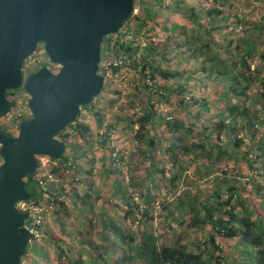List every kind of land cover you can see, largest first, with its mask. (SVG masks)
I'll use <instances>...</instances> for the list:
<instances>
[{
    "label": "rangeland",
    "instance_id": "1",
    "mask_svg": "<svg viewBox=\"0 0 264 264\" xmlns=\"http://www.w3.org/2000/svg\"><path fill=\"white\" fill-rule=\"evenodd\" d=\"M141 6L139 5L136 8L130 20L125 24L126 31L136 33L139 23L138 12ZM158 6L156 9L155 26H153L152 31L149 32L147 28H144L142 33L137 36V44H139L140 49L137 50L135 55L138 57L146 54L144 47L153 41L163 43L160 49H164L165 47L169 49L167 55L171 56L170 58L173 62L167 63L158 55H155L154 59L163 68L179 69L184 73V77L172 78L170 81L161 80L159 83L164 85L179 86L186 84L185 78L191 75V70L201 65L199 60L190 59L189 61H183L182 58L173 54L178 48L174 46L176 42L172 41V39L176 38L179 42H183L186 34L195 28L193 19H188V17L196 18L195 15L201 17L203 14H208L209 9H220V11H214L210 17L205 16L198 19L207 29L219 26V29L216 30L217 32L212 34V37L219 39V42L220 40H224L221 44L230 46L231 48L233 44L229 43L230 39H236L242 31V26L233 24L235 17L264 22V0H161ZM188 9H191V11L187 12ZM175 27H181V33ZM171 29L174 30L170 31ZM247 29L252 31L251 27ZM196 31L199 33L200 28H196ZM227 35L229 36L226 39ZM263 48L264 33L262 38H258L257 40L258 53ZM181 50L183 48H179V51ZM250 59L252 60L251 69L259 65V69H261L260 77L263 79L264 63L259 61L260 59L257 57V54ZM256 61L259 64H256ZM46 62L49 63L48 66H51L50 68L53 71L57 68V66H54L50 62L48 54L41 45L32 57L28 58L24 63L23 70L25 76L28 75V71H33L36 66ZM207 74L208 72L206 71H199L198 77L188 85V92L183 93L185 95L184 103L181 101L183 99L182 95L177 94V92L174 93L176 96L170 97L169 100L154 98V100L156 99L158 113L166 119H168L167 116H172V119L178 118L184 123V129L175 132L173 134L174 137H171L170 134L172 132L170 131H173L172 127H167L158 118V121L162 125L156 124L153 126L152 132L158 131L161 136L158 137L155 145L151 147H148L147 142H139L136 137L138 126H133V124L129 126L128 124L131 121H126L125 117H134L142 112L148 106L146 101L148 92L157 89L159 83L153 84L149 78L142 77L139 72H136L132 68L124 69L119 77L113 80L112 78L110 81L106 79V90L97 96L92 103L88 104L87 108H83L81 116L78 117L80 123L89 126L90 140L87 141L85 137L71 134L65 143L70 152V158L85 154L88 158L81 157L76 162L75 168L74 164H71V168L63 171L62 178L51 173V169L54 166L57 165L59 167L60 163L58 161H54L44 155L38 158L37 181H40L45 191H58L61 189L63 183L66 184L68 194L67 196L61 195L60 199L65 201L67 215L64 216L65 212L63 209L57 212L58 205L56 203L48 204L44 203L45 201H41L39 211L36 212L39 228L35 229L36 237L31 241V249L28 252L29 256L25 257L22 264H37L40 259L37 251L40 250V247L48 251L47 257L49 256L52 260H58L56 257L59 255V244H63L61 246L65 250L75 255V252L81 248V244L76 241L74 233L87 230L91 227V223H94V229H90L93 231V234L86 235V237L93 243L98 244L99 238L101 241H104L103 237H108V242L116 238V233L110 227L108 229L103 228V225H107L108 221L114 218L116 207L121 209L126 207V203L122 199L123 196L119 193L117 194L118 190L116 186L118 184H123L125 191H128V193L132 191L134 193L132 200L135 202L139 201L143 206L144 198H141L139 194L151 193L153 197V209L150 212H154L155 215L157 214L156 212L160 211V203L167 204L172 202L170 208L175 210V207L182 199H187V195L197 193L199 188L204 187L205 183L211 178L210 174L218 170L219 167L223 169L228 168L227 180L234 181V178L240 179L235 183L245 187L246 192L250 195H255L254 186L257 184L262 186L264 183L263 178L260 176V173L264 172V152L257 148V144L261 143L258 141L264 138V117L263 123L257 125L258 130L255 136L251 135L252 131L239 128V133L245 141L239 148V153L244 154L248 150V147L249 149L252 148L250 153H248L249 160L248 158L240 157L241 159L236 163L235 161L228 160L227 157H222L220 163L210 162L209 167L206 168L200 158L192 160L188 154H185V156H181L183 162L181 164L177 162V164L181 165V169H178L171 160V156L165 152L166 141L164 138L168 136L172 138L173 142L177 140V137L182 136L184 137L183 140L190 144L192 141L197 142L202 138L203 143H209L208 145L214 144L212 140L219 137L216 125L226 115L228 103H235L236 98H232L231 100L225 97L215 98L216 94L213 95L214 91L221 93L225 88L220 79H216L214 76L212 78ZM192 88L195 90H192ZM228 89L229 87L223 91V94L228 93ZM257 91L258 88H255L253 93ZM17 92L19 93V99L14 101L13 110L4 120L14 118L15 114L22 115L23 119L26 116H31L30 109L28 105L26 106L27 98H29L28 93L24 88L17 89ZM133 96H136V98L133 99ZM128 103H131L132 106L130 107ZM238 105L250 106V108L255 106L250 100H247L245 104L241 101ZM171 112L173 114H170ZM14 120L13 123L10 124L9 122L7 124V128H13L15 124H19L22 121L20 117ZM4 128L0 126V130H4ZM106 130L110 131V137L109 140L105 141V144H102L101 139L104 138L102 135ZM167 133H169L168 136H166ZM206 136L209 139H204ZM225 140L226 135H221L220 142L223 143ZM69 143L76 144L78 148L70 149ZM119 153L124 154V161L117 160ZM114 160L116 161L115 163L113 162ZM104 165L110 169V176L105 174L103 170ZM151 168L155 169V171L150 170ZM89 170H92V172L89 173ZM111 170L113 171L111 172ZM118 170H120L121 177H118L115 173ZM239 170L243 175L238 174ZM175 173L180 174L181 177L178 178L176 185H173L169 181V178ZM239 175L241 178L238 177ZM87 179L93 181L95 184L93 189L95 191H92L93 198L97 194L102 195L101 200L96 201L93 209L94 213L92 214L89 211L80 210L74 204L76 195L83 196L87 190H91ZM132 181L136 187H128ZM34 186H36V183L29 184V188H34ZM48 194L49 192L46 193L45 197H48ZM197 196L204 200V195L201 192L197 193ZM248 204L253 209V200H248ZM256 205L258 206L257 211L264 212V197L258 199ZM175 212L174 219L166 218V223L171 222L175 228H178L177 219H180L182 215L178 209ZM102 213H105L104 217H102ZM90 217H94V219L91 220ZM164 220L162 219V222H159V219L156 217L153 221L154 227L157 228L156 231L159 233L158 235L165 232ZM118 225L125 231L133 234L137 230L136 224H131L130 221L124 220L122 217L118 221ZM175 235L176 233L168 231L163 236V239H161L163 241L168 239L167 242L173 241L170 239H174ZM188 235L190 237L194 236L193 233ZM52 237L57 240L54 242ZM233 241L230 246L224 245V249L228 254L234 255L237 252L233 248L235 240ZM197 242L195 240V243ZM70 249H73L74 252ZM43 264L46 263L43 262ZM97 264H100V261Z\"/></svg>",
    "mask_w": 264,
    "mask_h": 264
},
{
    "label": "trees",
    "instance_id": "2",
    "mask_svg": "<svg viewBox=\"0 0 264 264\" xmlns=\"http://www.w3.org/2000/svg\"><path fill=\"white\" fill-rule=\"evenodd\" d=\"M160 3L161 0H135L134 11L139 5L142 6L138 12L139 23L137 31L136 33L133 32L134 39L118 43L119 50L126 53L130 61L125 66L113 68L112 73L121 71L122 68H132L136 72H139L142 77L149 78L153 84H158L161 80L170 81L172 78L184 77V73L179 69L163 68L154 59V56L158 55L167 63L173 62L170 58L171 56L167 55L169 49L167 47L160 49L163 43L159 41L150 42L144 47L146 54L138 57L135 55L137 50L140 49L136 37L142 33L144 28H147L149 32L152 31L156 21V9ZM188 11L190 12L191 9H188ZM214 11H220V9H209L208 14H203L201 17L199 15H195L196 18L188 17V19H193L195 28L186 34L183 42H179L176 38L172 39V41L176 42L174 46L178 48L173 53L174 55L182 58L183 61L196 59L201 63V65L191 70L190 76L185 78L186 84L172 86L159 83L157 89L148 92L146 97L148 106L134 117H125L126 121H131L130 123L128 122L129 126L131 124L138 126L136 137L139 142H147L148 147H151L155 145L156 140L161 136L158 131L152 132V128L156 124L162 125L163 123L167 127H172L173 131H170L172 132L170 134L171 137H174L173 134L175 132L184 129V123L178 118L172 119V116H167L168 119H166L158 113L156 99L154 100L155 97L159 100H169L170 97L176 96L174 93L177 92V94L182 95L183 99L181 101L184 103L185 95L183 93L188 92V85L198 77V73L201 70L208 72L207 75L212 78L214 76L216 79H220L225 89L229 87L226 94H223L225 89L221 93L216 91L213 93V95L216 94L215 98L225 97L229 100L236 98L235 103H228L226 115L216 125L219 137L212 140L214 144L208 145L209 143H203L202 138L197 142L192 141L190 144L183 140L184 137L182 136L177 137V140L173 142L172 138L168 136L169 133L166 134L168 137L164 138L166 141L165 152L171 156V160L178 169H181L180 164L183 162L181 156H185V154H188L192 160L200 158L206 168L209 167L210 162L220 163L222 157H227L228 160L235 161L236 163L241 159L240 157H245V159L248 158L249 160L248 153H250L252 148L249 149L248 147V150L244 154L239 153V148L245 142L239 133V128L252 131L251 135L255 136L258 130L257 125L263 123L264 78L261 79L260 77L261 69H259V65L251 69L252 60L250 58L255 57L257 54V57L260 59L259 61L264 63V48L259 53L257 51V40L263 36L264 22L235 17L233 24L242 26V31L236 39H230L229 43L233 44L231 48L230 46L221 44L224 40H220L219 42V39L212 37V34L217 32L216 30L219 29V26L207 29L198 19L205 16L210 17ZM248 27H251L252 31L247 29ZM196 28H200L199 33L196 31ZM175 29H179L180 31L181 27H175ZM173 30L171 29L170 31ZM216 36L218 37V35ZM228 36H226V39ZM179 48H183V50L179 51ZM43 64L41 63L39 66H36L35 70L28 71L27 73L29 74L38 70ZM256 64H259V62L256 61ZM255 88H258V91L253 93ZM105 90L104 88L102 92ZM192 90L195 89L192 88ZM134 98L136 96H133ZM247 100L252 101L255 106L250 108V106L238 105L241 101L245 104ZM129 106L131 107L132 104L130 103ZM87 107L88 105L81 107L78 117L81 116L83 108ZM170 114H173V112ZM158 118L162 123L158 121ZM71 134L85 137L87 141L91 138L89 126L80 123L79 118H77L75 123L69 125L61 132L59 138L66 143L67 138ZM223 134L224 136L226 135V140L221 143V135ZM102 136L104 138L101 139V142L105 144V141L109 140L110 131L106 130ZM207 138L206 136L204 139ZM258 142L261 143L257 144V148L264 152V138H261ZM69 145L70 149L78 148L76 144L69 143ZM69 153L67 149V152L61 159L55 160L51 158L60 163L59 167L56 165L51 169L52 174L62 178L63 171L71 168V164H74L75 168L76 162L81 157L88 158L86 154L70 158ZM117 160L124 161V154L119 153ZM113 162L115 163L116 161L114 160ZM177 162L180 164H177ZM68 163L69 165H67ZM103 170L106 175L110 176V169L107 166L104 165ZM150 170L155 171L152 168ZM88 172L91 173L92 170ZM115 173L118 177H121L120 170ZM228 173V168L223 169L219 167L218 170L210 174V180L197 191V193L201 192L204 195V200L198 197L197 193H192L187 195L186 200L182 199L179 202L175 210L181 211L182 216L180 219H177L180 228H175L171 222L166 223V218L174 219V215L176 214L175 210L170 208L172 202L167 204L160 203V211L156 212L157 214L155 215L154 212H150L153 209V197L151 193L139 194L141 198H144L143 206L139 201L135 202L132 200L134 197L132 191L128 193V191H125L123 184H118L116 186L118 190L117 194L119 193L123 196L122 199H124L126 207L122 209L116 207V215L112 220L108 221L107 225H103V228L108 229V227H112L114 232L120 235L118 237H120L119 239L122 241L121 245L124 247L123 253L117 259L111 258L112 245L107 244L108 237H103L105 242L102 245H98L87 238L83 239L81 233L76 232V241L81 244L82 248L76 251L75 255L65 250L61 246L63 244H59L58 261L54 263L46 259L50 264H97L98 261H100V264H264V212L257 211L258 206L256 205V201L264 197V183L262 186L258 184L254 186L255 195L252 196L246 192L245 187L235 183L240 179L234 178V181L227 180ZM238 174L243 175L240 170ZM34 175L35 173L29 175L31 183H36L34 188H29L32 200H34L33 202L37 205H41V201H45L44 203L48 204L56 203L58 205L57 212L63 209L65 212L64 216L67 215L65 201L60 199L61 195L67 196L68 194L66 184L61 183V189L58 191H45L40 181L33 178ZM260 176L264 180V172L260 173ZM180 177V174L175 173L170 176L169 181L171 184L176 185ZM238 177L241 178L240 175ZM87 183L90 184L91 190H87L83 196L76 195L74 204L80 210L89 211L92 214L94 213L93 209L96 201L101 200L102 195L97 194L93 198L92 191H95L93 190L95 184L89 179H87ZM129 186L136 187L133 181ZM47 192H49V199L45 197ZM248 200H253L254 207H252L254 210L249 206ZM104 214L102 213V217H104ZM121 217L124 220L130 221L131 224L137 223V230L134 234L119 227L118 221ZM156 217L159 219V222L165 219V232L160 235H158L157 228L154 227L153 223ZM90 219L93 220L94 217H90ZM30 221H28L27 225H30ZM90 226L86 230L87 235H91L90 229H94V223H91ZM36 227H39V225ZM168 231L176 233L174 239H170L173 241L167 242L168 239L162 240ZM192 233L194 236L190 237L188 234ZM52 240L55 242L57 239L53 238ZM195 240L199 242L195 243ZM233 240H235V243L232 245L237 252L234 254L235 257L233 254H228L224 249V245L230 246L231 242H234ZM29 249H31V245H29L27 252H29ZM70 250L74 252L73 249ZM95 252H98L99 255ZM245 252H248L249 256L254 260L250 259L246 262H242V260L238 261ZM38 254L41 256L46 255L44 249H40ZM85 255L88 256L87 259L84 257ZM25 256L28 257L29 254L27 253ZM119 257H121L120 260L118 259Z\"/></svg>",
    "mask_w": 264,
    "mask_h": 264
},
{
    "label": "water",
    "instance_id": "3",
    "mask_svg": "<svg viewBox=\"0 0 264 264\" xmlns=\"http://www.w3.org/2000/svg\"><path fill=\"white\" fill-rule=\"evenodd\" d=\"M134 7L135 0H0V118L13 107L8 91L20 88L32 113L17 137L0 131V264H21L26 255L30 215L17 208L31 197L24 178L36 172L39 156L59 160L66 153L59 134L102 93L104 40ZM42 44L61 68L45 65L26 77L23 65Z\"/></svg>",
    "mask_w": 264,
    "mask_h": 264
},
{
    "label": "flooded vegetation",
    "instance_id": "4",
    "mask_svg": "<svg viewBox=\"0 0 264 264\" xmlns=\"http://www.w3.org/2000/svg\"><path fill=\"white\" fill-rule=\"evenodd\" d=\"M42 46H43V48H44V45L42 44ZM32 57V56H31ZM30 57V58H31ZM46 66H48L49 65V63L48 62H46V63H44ZM41 65V67L42 66H45V65ZM54 66H57V68L54 70L55 72H58L59 70H60V66L59 65H56V64H53ZM40 67V68H41ZM49 67H51V66H49ZM39 68V69H40ZM37 71V70H36ZM36 71H34V72H36ZM29 75V74H28ZM27 75V76H28ZM26 76V77H27ZM20 89H22V88H20ZM8 97L11 99V101H12V104L14 105V101H16V100H18L19 99V93L17 92V90H9L8 91ZM28 100H29V98H27V104H26V106L28 105ZM14 107V106H13ZM13 107H12V109H11V111L13 110ZM10 111V112H11ZM9 112V113H10ZM16 112V111H15ZM30 112V114H31V116L30 117H27L26 116V118H22L21 116L22 115H20V114H15L13 117L14 118H12V119H6V120H4V118L5 117H8L9 116V113L6 115V116H4V117H2V118H0V126H3V127H5L4 128V130H0L1 132H3V133H5L6 135H8V136H10V137H13V138H15V137H17L18 135H19V132H20V125H21V123L23 122V121H25V120H29V119H31L32 118V113H31V111H29ZM17 117L19 118H21V123H19V124H15V126L13 127V128H7V124H9V122H10V124L11 123H13L15 120L14 119H17ZM2 120V121H1ZM5 121H7V122H5ZM2 128V127H1ZM3 129V128H2ZM1 147H2V145L0 144V149H1ZM39 158V157H38ZM3 163V158L1 157L0 158V165ZM38 167H39V159H38ZM34 174V173H33ZM37 170H36V172H35V177L33 176V178L34 179H36L37 180ZM29 175H31V174H29ZM29 175H27L25 178H24V182H25V186H26V188H28V190L30 191V195H31V190L29 189V184L31 183V178L29 177ZM34 200H32V196L30 197V199L29 200H25V201H20V202H18L17 203V208H18V210L20 211V212H22V213H26V214H29L30 216H29V218L26 220V226L30 229V231L32 232L31 233V237H30V239H32L33 240V238L34 237H36L35 236V229H37L36 228V226H37V216H36V212H38V210H39V206H37V204H35L34 202H33ZM29 220H31L30 221V223L29 224H31V227H30V225H27V223H28V221ZM31 240V241H32ZM30 245H31V243H30Z\"/></svg>",
    "mask_w": 264,
    "mask_h": 264
},
{
    "label": "built area",
    "instance_id": "5",
    "mask_svg": "<svg viewBox=\"0 0 264 264\" xmlns=\"http://www.w3.org/2000/svg\"><path fill=\"white\" fill-rule=\"evenodd\" d=\"M134 34L126 31V27H122L120 31L107 37L103 43V54L100 63V73L105 75L106 78L119 77L121 74L120 70L116 73H112V69L117 67L120 68L129 63V59L126 53L119 50L118 43L134 39ZM137 39V38H136Z\"/></svg>",
    "mask_w": 264,
    "mask_h": 264
},
{
    "label": "clouds",
    "instance_id": "6",
    "mask_svg": "<svg viewBox=\"0 0 264 264\" xmlns=\"http://www.w3.org/2000/svg\"><path fill=\"white\" fill-rule=\"evenodd\" d=\"M127 23V22H126ZM125 23V24H126ZM125 24L123 25V27H125ZM110 36V35H109ZM137 38V37H136ZM106 39V38H105ZM105 41V40H104ZM102 54H103V46H102ZM123 70H124V68H122L121 69V73L123 72ZM105 76V75H104ZM106 79H108V78H106ZM114 79V77L112 78V80ZM110 81V80H109ZM105 89L107 88V86L105 85V87H104ZM66 152H67V147H66ZM39 168V167H38ZM38 170V169H37ZM49 195V194H48ZM48 199H49V196L47 197ZM37 206H40L39 204L37 205ZM188 207V206H187ZM39 211V210H38ZM38 225V224H37ZM136 225H137V223H136ZM25 226H26V223H25ZM27 227V226H26ZM30 227H31V224H30ZM28 228V227H27ZM37 229L39 228V227H36ZM29 229V228H28ZM111 229H112V227H111ZM30 230V229H29ZM113 230V229H112ZM114 231V230H113ZM31 232V231H30ZM77 232H79V234L81 233V235H82V238L83 239H86L87 237H86V230H84V231H77ZM90 232H91V234H93V231H91L90 230ZM32 233V232H31ZM116 233V232H115ZM75 234V233H74ZM116 238H114V239H112L111 241H106L107 242V244H111L112 245V249H111V258H115V259H117V257L118 256H120L121 255V253H123V250H124V247L121 245V240L119 239L120 237H118V235L119 234H117L116 233ZM120 236V235H119ZM52 239H53V237H52ZM31 240L32 239H30V241H29V245H30V243H31ZM91 241V240H90ZM103 242H105V241H101L100 240V238H99V243H98V245H102L103 244ZM199 242V241H198ZM95 244V243H94ZM29 245H28V247H29ZM28 247H27V249H28ZM86 247H88L87 245H86ZM82 248V247H81ZM80 248V249H81ZM40 249H44L43 247H40ZM28 251V250H27ZM39 251V250H38ZM38 251H37V255H38V257L40 258L39 259V261L37 262L38 264H43V262H45L46 264H50V262H48V261H51V262H54V263H56L58 260H52V259H50V257L48 256L47 257V250H45L44 249V252L46 253V255L45 256H41V255H39L38 254ZM113 252V253H112ZM28 253V252H27ZM26 253V254H27ZM96 254H98V252H95ZM99 255V254H98ZM234 256V255H233ZM25 257L26 256H24L23 258H22V261L25 259ZM85 258H86V255L84 256ZM235 257V256H234ZM48 259V261H47V259ZM57 259H58V256L56 257ZM87 258H88V256H87ZM86 258V259H87ZM120 258L121 257H119L118 259L120 260ZM250 259H253L251 256H249V254H248V252H245L243 255H242V257H240L239 258V260L238 261H240V260H242V262H246V261H249ZM254 260V259H253ZM22 261H21V264H22Z\"/></svg>",
    "mask_w": 264,
    "mask_h": 264
}]
</instances>
